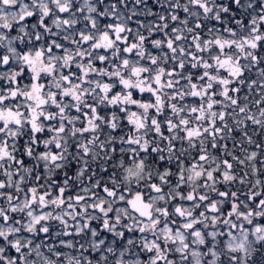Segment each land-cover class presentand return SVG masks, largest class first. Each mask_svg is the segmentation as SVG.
<instances>
[{"label":"snow or ice","instance_id":"snow-or-ice-1","mask_svg":"<svg viewBox=\"0 0 264 264\" xmlns=\"http://www.w3.org/2000/svg\"><path fill=\"white\" fill-rule=\"evenodd\" d=\"M0 264H264V0H0Z\"/></svg>","mask_w":264,"mask_h":264}]
</instances>
